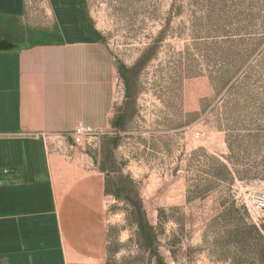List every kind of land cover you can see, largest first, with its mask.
Segmentation results:
<instances>
[{
	"label": "rangeland",
	"instance_id": "rangeland-1",
	"mask_svg": "<svg viewBox=\"0 0 264 264\" xmlns=\"http://www.w3.org/2000/svg\"><path fill=\"white\" fill-rule=\"evenodd\" d=\"M25 1L30 25L48 23L44 0ZM83 6L116 65L121 128L79 144L71 131L63 154L118 197L101 194L96 225L80 222L88 251L69 264H154L153 249L168 264H264L252 230L264 225V0Z\"/></svg>",
	"mask_w": 264,
	"mask_h": 264
},
{
	"label": "crops",
	"instance_id": "crops-1",
	"mask_svg": "<svg viewBox=\"0 0 264 264\" xmlns=\"http://www.w3.org/2000/svg\"><path fill=\"white\" fill-rule=\"evenodd\" d=\"M44 2L49 21L37 26L25 0H0V23L18 28L0 31V264H69L88 251L73 234L96 225L105 179L68 170L66 135L119 116L116 65L80 27L76 0Z\"/></svg>",
	"mask_w": 264,
	"mask_h": 264
},
{
	"label": "trees",
	"instance_id": "trees-1",
	"mask_svg": "<svg viewBox=\"0 0 264 264\" xmlns=\"http://www.w3.org/2000/svg\"><path fill=\"white\" fill-rule=\"evenodd\" d=\"M84 0H76V14L79 20L80 27L85 31L86 35L90 38H93L94 40L100 42L101 41V35L93 28V25L88 18L86 12L84 11ZM1 48V45H0ZM113 127L115 129L121 128V116L118 117L113 124ZM101 172V171H100ZM105 179V188H104V193L106 195H109L110 193L115 196L116 198L118 197V192L114 191V185L112 182L107 179L104 176ZM141 215V213H139ZM142 227V223L138 224V228ZM253 234L255 237V240L261 243L262 249L264 250V225H261L260 229L258 228H252ZM144 237H148L147 234H144ZM151 239L148 238L146 241H150ZM154 259V264H168L164 260V258L158 253L156 249H153V253L151 255ZM264 259V256H262Z\"/></svg>",
	"mask_w": 264,
	"mask_h": 264
},
{
	"label": "built area",
	"instance_id": "built-area-1",
	"mask_svg": "<svg viewBox=\"0 0 264 264\" xmlns=\"http://www.w3.org/2000/svg\"><path fill=\"white\" fill-rule=\"evenodd\" d=\"M96 132L88 127L80 126L77 127L72 131V138L74 139L75 143L79 144L82 143V138L84 137H90L94 135ZM255 208L257 210L263 211L264 210V198L259 199L255 203Z\"/></svg>",
	"mask_w": 264,
	"mask_h": 264
}]
</instances>
